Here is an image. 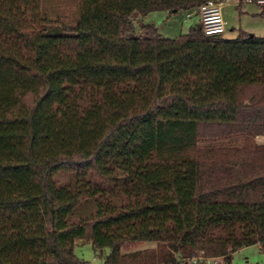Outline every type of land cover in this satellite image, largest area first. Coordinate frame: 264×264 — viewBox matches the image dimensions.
Here are the masks:
<instances>
[{
	"label": "trees",
	"instance_id": "16d2710c",
	"mask_svg": "<svg viewBox=\"0 0 264 264\" xmlns=\"http://www.w3.org/2000/svg\"><path fill=\"white\" fill-rule=\"evenodd\" d=\"M201 1L0 0V264L264 250V35L144 19Z\"/></svg>",
	"mask_w": 264,
	"mask_h": 264
},
{
	"label": "rangeland",
	"instance_id": "374dc122",
	"mask_svg": "<svg viewBox=\"0 0 264 264\" xmlns=\"http://www.w3.org/2000/svg\"><path fill=\"white\" fill-rule=\"evenodd\" d=\"M46 11L51 16H57L67 22L73 20L77 9L76 0H44ZM261 5L254 2L238 0H222L220 4L221 16L224 19V29L220 33L224 37H233L238 28L258 35H264V12L261 13ZM185 9H176L171 12L165 10H153L148 12L145 20H151L163 36L173 37L184 32L190 25L191 16H185ZM256 141H264V134L254 137ZM66 175L60 173L59 179ZM153 241H139L129 247L141 248L154 246ZM75 255L82 260L83 264H103L102 257L93 253L88 241H77L73 246ZM106 249L103 250V253ZM210 264H264V250L256 243L240 246L233 250L228 261L221 257H215Z\"/></svg>",
	"mask_w": 264,
	"mask_h": 264
},
{
	"label": "built area",
	"instance_id": "2783aa9c",
	"mask_svg": "<svg viewBox=\"0 0 264 264\" xmlns=\"http://www.w3.org/2000/svg\"><path fill=\"white\" fill-rule=\"evenodd\" d=\"M264 4V0H243ZM222 0H202L195 7L185 10L184 15L196 14L201 30L205 34H220L224 29V19L221 16L220 4ZM220 256H206L197 253L179 261V264H210L211 260Z\"/></svg>",
	"mask_w": 264,
	"mask_h": 264
},
{
	"label": "crops",
	"instance_id": "0c3cea01",
	"mask_svg": "<svg viewBox=\"0 0 264 264\" xmlns=\"http://www.w3.org/2000/svg\"><path fill=\"white\" fill-rule=\"evenodd\" d=\"M243 1V0H242ZM259 5H261V4H259ZM261 7V6H260ZM260 12V11H259ZM261 13H263V12H261ZM189 16H191L192 17V19H191V22H190V25L191 24H197L198 23V19H197V15L196 14H190Z\"/></svg>",
	"mask_w": 264,
	"mask_h": 264
},
{
	"label": "water",
	"instance_id": "95a60500",
	"mask_svg": "<svg viewBox=\"0 0 264 264\" xmlns=\"http://www.w3.org/2000/svg\"><path fill=\"white\" fill-rule=\"evenodd\" d=\"M196 26H197V27L200 26L199 22L196 24Z\"/></svg>",
	"mask_w": 264,
	"mask_h": 264
}]
</instances>
